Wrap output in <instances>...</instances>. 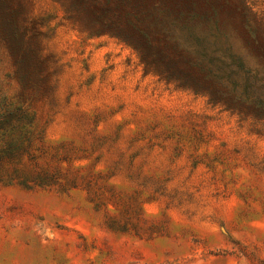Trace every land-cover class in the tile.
Segmentation results:
<instances>
[{
	"label": "rangeland",
	"instance_id": "obj_1",
	"mask_svg": "<svg viewBox=\"0 0 264 264\" xmlns=\"http://www.w3.org/2000/svg\"><path fill=\"white\" fill-rule=\"evenodd\" d=\"M13 94L0 264H264V0H0Z\"/></svg>",
	"mask_w": 264,
	"mask_h": 264
},
{
	"label": "trees",
	"instance_id": "obj_2",
	"mask_svg": "<svg viewBox=\"0 0 264 264\" xmlns=\"http://www.w3.org/2000/svg\"><path fill=\"white\" fill-rule=\"evenodd\" d=\"M27 97L13 94L10 97L3 95L0 98V160H15L23 155H28L36 145L43 146V130L38 126L36 111L31 106V99ZM46 149L50 150L52 156H57L64 151L65 147L63 143L58 145L46 144L45 149H42L43 153L47 152ZM33 157L34 154H32ZM61 159L67 161L66 158ZM128 162L131 164L133 159H129ZM80 167L72 168V170L77 171ZM100 175L101 172H98V175L91 179L86 186L88 192L92 194V200L95 201V206L97 207L103 205V199L106 197V190L101 189L96 183ZM116 175L117 173L111 174V176L107 177V181L111 182L110 177ZM51 177H53L52 174L49 176H45L43 173L38 174L33 184H36L37 178L45 180ZM63 177L64 174H59L57 180H62ZM38 184L46 185L47 182L41 181Z\"/></svg>",
	"mask_w": 264,
	"mask_h": 264
}]
</instances>
